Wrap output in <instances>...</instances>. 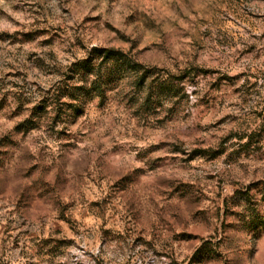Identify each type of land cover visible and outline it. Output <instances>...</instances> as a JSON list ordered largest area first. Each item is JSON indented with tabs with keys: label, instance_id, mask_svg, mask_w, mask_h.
<instances>
[{
	"label": "rangeland",
	"instance_id": "rangeland-1",
	"mask_svg": "<svg viewBox=\"0 0 264 264\" xmlns=\"http://www.w3.org/2000/svg\"><path fill=\"white\" fill-rule=\"evenodd\" d=\"M26 11L34 16H43V22L47 23L53 16H66L68 10L60 7L59 3L55 6L42 5L39 0H34L31 6L28 0H21L20 4L12 6V13L23 14ZM228 11V4L224 2L220 8L214 10L213 15L227 17ZM0 18L7 23L19 25V21L13 15L3 10H0ZM66 18L72 22L68 24L66 35L69 50L78 47L91 56L86 41L97 38L102 40L103 35L99 37L79 35V29L74 34L72 24L76 17L67 15ZM181 18L184 19L183 15ZM129 19L146 29L142 36L134 39L117 26L108 25V31L116 33L114 39L117 47L106 49L102 56H97L93 60L77 61L73 65L77 70L63 74L62 81L51 82L53 77L60 73L54 71L55 66L49 64L43 56L35 53L29 54L27 64H21V67H16L8 61H0V95L5 98L12 96L16 100L15 107L7 105L11 111L5 115V119L15 120L18 116L24 115L25 111L29 113L26 119L21 120L10 132L0 137V157L7 158L14 167L23 169L22 174L10 178V183L31 180L33 185H43L46 190L50 189L47 195H42L28 204V210L38 214L41 219L48 215V209L51 208L56 219H62L65 226H70L71 217L68 216V212L71 211L73 216H78L81 206L86 204L89 210L100 213L102 219L106 218L109 229L115 230L118 235L122 229H126L125 234H131L129 238L134 239V247L142 245L147 249L151 257L147 264H179L175 256L177 252H184V245L195 246L197 257L201 254H210L217 258L216 264H223L219 249L204 241L202 236L213 223L219 233L221 230L226 231V226L233 223L236 218H243L249 230L264 234V181H260L261 189L258 192L249 189L245 183L247 177L257 176L260 172L257 165L262 162L252 154L260 151V141L264 140V100L259 99L264 90L262 83L264 51L260 50L258 43H245L244 47H238L236 38L225 27L217 26V19L201 20L196 33L182 31L180 35L165 32L147 12H140L139 9L130 15ZM87 20L86 17L85 22ZM172 26L179 29L178 24L174 23ZM51 29L49 31V28L36 26L31 33L15 35L17 37L23 35L25 39L31 40L41 34L59 36L63 31L57 23H53ZM255 39L253 37V40ZM120 44L132 46L128 55L123 53ZM108 51L118 55L109 59ZM132 52H136L137 55L131 57ZM140 58L151 61V66L158 71L145 75L146 66L141 63ZM121 61L128 64L129 69L125 77L112 85L117 107L123 109V114L115 117L113 123L120 124L123 120L124 135L129 138L139 139L149 133L153 135L166 133L165 138L151 145L155 155L149 152L145 159L148 161L149 172L170 168L172 164L169 162H172L176 165L177 178L160 183L155 192L149 193L132 184L122 188L119 181L105 185L106 169L101 163V157L95 156L90 157L87 164L79 165L81 170L76 172L74 185L69 187L66 183L57 186L51 182L52 178L43 166L26 159L32 156L33 152L44 150V147L39 145L38 137L34 140L30 138L33 134L43 131L49 140L56 137L64 141V146H70L76 137L87 139L98 129L104 131L105 138L110 136L111 131L103 129L102 125L85 126L72 133L65 127L66 134L60 136L57 125H67L69 121L76 123L74 113L80 107L81 94L90 87H95L99 95L103 81ZM181 61L187 62L182 64ZM229 61L230 67L240 65L241 62H244L245 67L233 75H228L215 67ZM165 62H171L172 68L178 69L181 76H187L189 79H197L198 69L204 66L209 69L208 74L213 78V83L223 80V87L212 89L217 95L215 103L219 104L221 109L224 107L229 89L233 96L240 95L243 103L255 105L248 110L250 120L245 121L250 131L229 133L237 140H247L243 148L249 153V158L243 167L234 164L231 171L224 172L219 167L222 164L221 156L215 155L216 147H204L198 140L193 142L194 146L191 149L186 146L185 139H182L186 133L195 135L211 131L216 126L201 124L196 125L195 130L191 126H184L190 101L186 99V94H178L170 85L161 87L164 76H168L169 79L177 78L169 67H165ZM20 63L17 61V64ZM154 88L160 89V95L155 99ZM6 89L8 91H5ZM37 96L39 100L34 107L25 109V105L32 103L33 98ZM99 99L102 100L103 97L99 96ZM231 106L230 104L229 107ZM4 110L5 106L0 102V111ZM92 110L90 103L85 115ZM221 119L227 124L232 120V116L229 114ZM212 139L216 140L215 134L212 135ZM220 140L219 146H222L224 137L221 136ZM18 153L21 156L17 163L15 158ZM32 159L35 160V157ZM214 165L216 167H213ZM248 169H251V172ZM242 171L244 177L239 175ZM181 176L184 178H179ZM101 188L104 189L103 194H100ZM233 191L235 196L241 197L239 201L226 195ZM7 195L15 198L17 208L24 202L23 190H13L9 193L5 188L4 191H0V196ZM157 201L160 203H156ZM134 203H138L140 207L134 208ZM166 206L170 211L164 212L163 215L156 213L155 208L163 212ZM209 206L212 214L208 223L193 219L198 213H207ZM16 215L19 217V212ZM178 217L185 221L191 220V223L187 224L186 228H178ZM26 223L22 217L8 220L0 241L3 245L0 249V264H14L29 245L33 248L34 255L26 264H37V261L39 264H45V258H54L60 251L58 245L62 242L55 238L59 235L56 232L58 225L54 222L48 223L47 229L53 234L43 240H34L29 229L24 227ZM158 229L160 243L154 242V234ZM168 249L172 251L169 252ZM141 264H144L143 260ZM188 264H195V261H189Z\"/></svg>",
	"mask_w": 264,
	"mask_h": 264
},
{
	"label": "clouds",
	"instance_id": "clouds-1",
	"mask_svg": "<svg viewBox=\"0 0 264 264\" xmlns=\"http://www.w3.org/2000/svg\"><path fill=\"white\" fill-rule=\"evenodd\" d=\"M33 2L34 0H28L29 6ZM224 2L228 4L227 17L230 19L214 17L213 15L214 10L220 8ZM20 3L21 0H0V10L8 12L19 21L17 26L0 18V34L7 33V35H0V61H8L16 67H21V64H27L29 54L41 55L49 64L55 66L54 71L60 73V75L53 77L51 82L62 81L63 74L76 71L77 69L73 65L77 61L93 60L97 56H102L106 49L117 47V42L114 39L116 33L108 31V25L117 26L122 32L128 33L134 39L142 36L146 29L142 25L138 26L132 23L129 19L130 15L135 13L137 9L140 12H147L158 25L163 27L165 32L175 35H180L182 31L196 33L201 20L212 21L217 19V26L225 27L236 38L238 47H244L245 43H258L260 50L264 51V0H39V3L45 6H55L59 3L60 7L68 10L66 16H75L76 20L72 24L74 34L79 29V35H91L93 37L103 35L104 39L102 40L97 38L86 41L91 56L78 47L69 50V41L66 35L68 24L72 22L67 20L66 16H53L47 23H44L43 16H34L27 11L23 14L12 13V6ZM181 15L184 19L181 18ZM86 17L88 18L87 22H85ZM53 23L59 24L63 29L59 36L52 35L50 37L47 34H41L27 40L23 35L19 37L15 35L16 33H31L36 26L46 27L51 31ZM174 23L179 25V29L172 26ZM253 37L256 39L253 40ZM119 47L125 55H128L132 46L120 44ZM117 55L118 53L110 52L109 59ZM136 55V52L131 53V57ZM140 59L141 63L146 66L145 75L158 71L151 66V61L146 58ZM262 60H264V56H262ZM17 61L21 63L17 64ZM186 62L181 61L182 64ZM230 64L231 61L217 64L215 67L220 68L228 75L242 71L245 67L244 62L231 67ZM165 67H169L177 78L169 79L168 76H164L162 78L164 83L161 87L170 85L178 94H186V99L190 101L184 126H191L193 130H195L196 125L201 124L216 126L211 131L200 132L195 135L186 133L182 137L185 139L186 146L191 149L194 146L193 142L198 140L204 147H216L215 155L221 156L222 164L219 167L224 172L231 171L234 164L243 167L249 158V153L243 148V145L247 144V140H237L229 133L250 131L245 121L250 120L248 110L255 105L243 103V98L240 95L233 96L229 89L225 97L224 107L221 109L219 104L215 103L217 95L212 92V89L223 87V80H217L213 83V78L208 74V68L201 66L197 72L198 78L189 79L187 76H181L178 69L172 68L171 62H165ZM256 67H260V65H256ZM128 69L129 65L123 61L117 63L109 77L100 86L99 95L95 87H90L88 91L81 94L80 107L74 113L77 122L73 124L69 121L67 125H57L60 136L66 134L64 132L65 127H67L68 132L72 133L89 125H102L103 129L111 131L110 136L105 138L104 131L98 129L87 139L76 137L70 146H64V141L56 137L49 140L48 135L43 131L39 134H33L30 138L34 140L38 137L39 145L44 147V150L33 152L32 156H28L26 159L38 166H43L51 176L52 183L57 186H63L67 183L71 187L76 183V172L81 170L79 165L87 164L88 159L95 156L101 157V163L106 169L105 185L119 181L122 188L132 184L142 188L145 193H149L155 192L160 183L177 178L176 165L172 162H169L172 164L170 168H161L155 172H149L148 161L145 159L149 152H153L151 145L165 138L166 133L161 132L159 135L149 133L139 139L129 138L124 135L123 120L120 124L113 123L115 117L123 114V109L117 107V98L112 92V85L125 77ZM5 70L11 71L12 69ZM93 79L95 78L93 77ZM153 91L155 99L156 96L160 95V89L154 88ZM99 96H102L103 99H99ZM259 99L264 100V90H262ZM38 100V96L34 97L32 103L25 105V109L34 107ZM0 102L5 106V110L0 111V137H3L17 123L26 119L29 113L25 111L24 115L18 116L15 120H7L5 115L11 111L7 105L15 107L16 100L12 96L5 98L0 95ZM90 103L93 110L85 115ZM230 104L231 107H229ZM193 106H195V110H193ZM229 114H231L232 120L225 124L221 117H227ZM213 134L216 135V140L212 139ZM221 136L224 137V142L222 146H219ZM81 140L83 142H80ZM260 145V151L252 154L262 161L257 165L260 172L257 173V176H249L245 179L248 188L254 192L260 191V181H264V140L260 141ZM153 154L155 155L154 152ZM20 156L21 154L18 153L15 158L17 163ZM33 157L35 160L32 159ZM248 171L251 172V169ZM22 173V168L14 167L7 158L0 157V191L7 188L9 193L13 190H23L24 192V202L19 208H17L15 198L11 195L0 196V241H2L3 230L8 220L22 217L27 221L24 227L29 229L32 233L31 238L34 240H43L53 234L47 229L48 223L54 222L59 226L56 228L59 235L55 238L62 242L58 245L60 251L55 254L54 258H45V264H141L142 260L144 264H147V261L151 259L148 250L142 245L134 247V239L129 238L131 234H125L126 229H122L118 235L115 230L107 227L106 218L102 219L100 213L89 210L86 204L81 206L78 216H73L71 211L68 212V216L71 217L70 226H65L62 219H56L51 208L48 209V215L41 219L38 214L28 210V204L42 195H47V191L50 189L46 190L43 185H33L31 180L10 183V178ZM239 175L244 177L245 174L242 171ZM103 192L104 189L101 188L100 194ZM177 194L180 195L181 193ZM226 195L235 197L236 201L241 199V197L235 196V191ZM65 202L67 203V201ZM156 203L160 202L157 201ZM133 207L139 208L140 205L134 203ZM155 211L157 214L163 215L170 209L166 206L163 212L159 208H155ZM17 212H19V217L16 215ZM211 214V206H209L207 213H198L193 219L208 223ZM189 223L191 220L185 221L180 217L177 219L178 228H186ZM226 229V231L221 230L218 233L213 223L212 227L202 233L204 241L219 249L223 264H264V234L249 230L243 218H236L233 223L226 226ZM154 235V242L160 243L159 229ZM24 243L26 244L27 240ZM9 247H11L10 244ZM2 248L3 245L0 242V249ZM184 249L183 253H176L175 259L179 264H188L189 261H195V264H216L217 258L213 255L201 254L197 257L193 245H184ZM168 250L169 252L172 251V249ZM33 255L34 250L29 245L14 264H26Z\"/></svg>",
	"mask_w": 264,
	"mask_h": 264
},
{
	"label": "trees",
	"instance_id": "trees-1",
	"mask_svg": "<svg viewBox=\"0 0 264 264\" xmlns=\"http://www.w3.org/2000/svg\"><path fill=\"white\" fill-rule=\"evenodd\" d=\"M110 52H111V51H108V54H109ZM108 54H107V55H108Z\"/></svg>",
	"mask_w": 264,
	"mask_h": 264
}]
</instances>
